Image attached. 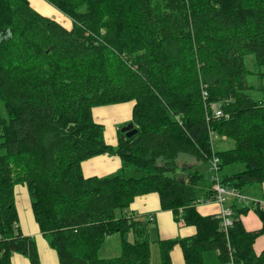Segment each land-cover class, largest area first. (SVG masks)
<instances>
[{
    "label": "trees",
    "instance_id": "1",
    "mask_svg": "<svg viewBox=\"0 0 264 264\" xmlns=\"http://www.w3.org/2000/svg\"><path fill=\"white\" fill-rule=\"evenodd\" d=\"M47 1L72 27L30 0H0V106L7 114L0 109V264H13L14 253L41 264L35 239L19 225L18 185L28 188L60 264H173L176 244L184 264H212L204 256L211 251L217 264H264V250L254 249L264 234L259 202L262 228L245 227L248 198L232 197L226 230L221 214L198 210L216 199V174L207 185L197 164L178 165L183 155L202 164L217 155L222 184L263 188L264 0ZM130 101L138 132H122L110 145L93 110ZM215 134L233 145L216 150ZM106 153L118 155L121 168L86 177L83 161ZM152 192L196 234L163 239L152 214L120 213ZM113 235L121 238L119 254L101 257Z\"/></svg>",
    "mask_w": 264,
    "mask_h": 264
},
{
    "label": "crops",
    "instance_id": "2",
    "mask_svg": "<svg viewBox=\"0 0 264 264\" xmlns=\"http://www.w3.org/2000/svg\"><path fill=\"white\" fill-rule=\"evenodd\" d=\"M123 104H125V102L119 104L106 105L105 107L100 106L94 108L93 110V113L95 114L94 118L98 123H100L101 119H104L106 121L105 137L107 143L110 145H117L120 138L118 134L119 128L115 127L114 123L116 122L124 123L132 119L133 107L135 101H130V105L128 106ZM128 108H130L129 116H128ZM121 166H122L121 158L116 154H109V153L94 156L90 159L83 161L82 163V169L86 177L105 176L112 172L117 171L118 169L121 168ZM207 166L209 168V164H207ZM17 187L18 188L16 192L18 191V193L20 194L22 190L21 194L24 196L25 187L21 185ZM260 192L263 193L264 195V185L263 188L260 190ZM255 193L256 192L251 193L250 196L255 199L259 198L256 196ZM214 201L217 203L218 207L221 210V212L214 214H221L222 209L224 207H228L232 209V203H231L232 198L227 199V201L223 206L220 203H218L216 200ZM258 202L260 206L264 209V199L259 198ZM227 203H229L228 206H226ZM198 210L203 215H210L207 212L202 211L201 206L199 207V204H198ZM128 213H131L132 215L136 216L139 219L147 218L148 215L152 214L154 217L152 222L156 226L159 236L163 239L192 236L197 232V229L194 225H187L184 221L183 222L176 221L175 215L171 210H164L161 205L160 195L157 192H152L137 196L130 205V208L128 209ZM242 219L245 227L249 231L259 230L263 226V222L260 216L252 211H249L248 214L243 215ZM30 223L31 224H28L27 226V223L21 219L22 226H20V228L24 235L36 236L39 239L40 245H42L40 252L43 258L44 255L42 250L47 248L45 247L44 244H42V242H44L45 239H41V237L43 238L45 237L40 231L37 222L35 223L30 222ZM113 236H111L108 239L113 238ZM254 249L257 254H260L264 250V234L260 235L256 239L254 243ZM48 253L53 261V264H58L59 259L56 250L49 248ZM206 253L209 254L210 259L212 261L215 262L218 261V254H219L218 252L211 251ZM170 254L173 264L185 263L183 249L179 244H176L174 246ZM13 257L15 258L14 261L16 264H30L29 260L23 257V254L21 253H14Z\"/></svg>",
    "mask_w": 264,
    "mask_h": 264
},
{
    "label": "rangeland",
    "instance_id": "3",
    "mask_svg": "<svg viewBox=\"0 0 264 264\" xmlns=\"http://www.w3.org/2000/svg\"><path fill=\"white\" fill-rule=\"evenodd\" d=\"M30 1H31L32 5L33 6L35 5L34 7L38 11L43 13L44 15L58 20L59 22H61L62 24H64L67 27H72V25H73L72 18L70 16H68L67 14H65L64 12H62L61 10H59L57 7H55L53 4H51L47 0H30ZM45 12H47V13H45ZM247 63L250 64L251 68L254 67L253 58L249 57L247 60ZM251 80L255 81V83L257 85L260 84V81L255 79V78H252ZM263 83H264V80H263ZM253 94L255 96L262 95V93L259 91H254ZM110 105H112V104H110ZM123 105L128 106V105H130V102H125V104H123ZM105 106L106 105H102V107H105ZM98 107H100V106H98ZM3 108L4 107L1 105L0 106L1 112L3 113V115L6 116L7 114L5 113ZM129 114H130V108H128V116H129ZM94 116H95V114H94ZM100 123L105 125L104 127L106 128V121L104 119H101ZM128 123H130V120H128L124 123H119V122L114 123V126L119 128L118 129L119 136H121V134H122V128L124 126H126ZM212 141L214 143V147L216 150L229 148L233 145V142H234L233 139H231V138L225 139L224 137H220L216 134L212 136ZM5 152H6V150L4 148L0 149V154H4ZM187 163L188 164H192V163L197 164L198 167L202 170V172L205 173L206 184L207 185L211 184V181H212L211 176L213 173L208 168L207 164H202L198 159H196L195 157H192V156L183 155V156L179 157V159H178V165L179 166L185 165ZM17 188L18 187H16V190H17ZM253 192H256L255 193L256 196L259 197L260 199H264V197H263L264 195H263V193L260 192L259 189H254V188H250L249 186H246L242 190V193L244 194V196L249 197V198H252L250 196V194ZM21 193H22V190H21L20 194L18 193V191L16 192V203H17L18 211H19V225L22 226V224H21V219H22L23 221H25L27 223V226H28V224H31L30 222H34V223L36 222L32 208H31L32 199H31L28 188H26V187L24 188V196ZM259 198H256V199L258 200ZM243 201L246 205H249V207H250L249 211L256 213V211L254 209V204L251 200L243 199ZM228 205H229V203L226 204V206H228ZM200 206H201V210L204 212H207L208 214H214V213L221 212L220 208L218 207L217 203L214 200L213 201L212 200L201 201L199 203V207ZM120 213L126 215L128 213V211H127V209H125V210H123V212H120ZM33 238L35 239V241L37 243L40 263L41 264H43V263L47 264V262H48V264H53V261H52L51 257L49 256V253H48L49 248L50 249H53V248L50 246L47 238L41 237V239H45V241L43 240L44 242H42V244H44L45 247L47 248V249L42 250L43 255H44L43 258L41 256V252H40L42 245H40L39 239L36 236H33ZM119 240H121L119 235H115V236H113V238L108 239L107 242H105V244L103 245V248L100 252L101 257L109 258V257H113V256L118 255L120 252ZM158 249H159V245L157 243H153L152 244V252L154 255L153 263L158 261L157 260ZM14 257H16V256H14ZM14 257H13L12 262H13V264H16L14 261V259H15ZM23 257H25L29 260L28 256L23 255ZM205 258H206L207 262L212 263V264H217L219 262V261H217V262L212 261L210 259V256L208 253L205 254ZM42 261H43V263H42ZM29 263L31 264L30 260H29ZM58 264H60L59 260H58Z\"/></svg>",
    "mask_w": 264,
    "mask_h": 264
},
{
    "label": "built area",
    "instance_id": "4",
    "mask_svg": "<svg viewBox=\"0 0 264 264\" xmlns=\"http://www.w3.org/2000/svg\"><path fill=\"white\" fill-rule=\"evenodd\" d=\"M204 96L207 99L209 97V92L204 90ZM213 108L215 111V115H217V116L222 115V110L218 104H213ZM219 164H220V158L217 155L212 159V161L209 162V168H210L211 172L216 174L215 187H216V193L217 194H216L215 200L223 206L225 204V202L227 201V199H229V198L235 197V198H238L240 200L245 198L246 196H244V194H242V192H240L236 188L229 187V186L224 185L220 182V180L218 178V171L220 169ZM246 198H248L247 200H251L252 202H258V200L254 199V198H249V197H246ZM232 212H233V210L231 208H228V207H224L222 209V213H221V216L223 217L222 223H223V226L226 230H228V227L233 223V219L231 218ZM150 219L153 220V217H151Z\"/></svg>",
    "mask_w": 264,
    "mask_h": 264
},
{
    "label": "water",
    "instance_id": "5",
    "mask_svg": "<svg viewBox=\"0 0 264 264\" xmlns=\"http://www.w3.org/2000/svg\"><path fill=\"white\" fill-rule=\"evenodd\" d=\"M122 132L126 137H131L138 132V129L135 128L134 122H130L122 128Z\"/></svg>",
    "mask_w": 264,
    "mask_h": 264
},
{
    "label": "bare ground",
    "instance_id": "6",
    "mask_svg": "<svg viewBox=\"0 0 264 264\" xmlns=\"http://www.w3.org/2000/svg\"><path fill=\"white\" fill-rule=\"evenodd\" d=\"M45 13H47V12H45ZM43 14V13H42ZM37 246V245H36Z\"/></svg>",
    "mask_w": 264,
    "mask_h": 264
}]
</instances>
